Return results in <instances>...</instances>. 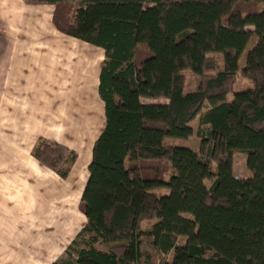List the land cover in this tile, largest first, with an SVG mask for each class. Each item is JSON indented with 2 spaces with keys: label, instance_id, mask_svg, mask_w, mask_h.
Wrapping results in <instances>:
<instances>
[{
  "label": "trees",
  "instance_id": "obj_1",
  "mask_svg": "<svg viewBox=\"0 0 264 264\" xmlns=\"http://www.w3.org/2000/svg\"><path fill=\"white\" fill-rule=\"evenodd\" d=\"M25 1L54 5L60 32L105 54V126L79 205L87 222L52 264H264V0H78L61 19L69 0ZM252 38L241 69L251 87L234 92ZM211 53L222 56V70ZM185 70L203 77L197 90L186 92ZM196 119L198 152L164 145L190 138ZM39 143L34 155L66 178L61 158L45 162L49 143ZM235 154L246 156L250 178L234 176ZM157 162L167 177L148 164ZM144 237L156 260L143 250Z\"/></svg>",
  "mask_w": 264,
  "mask_h": 264
},
{
  "label": "crops",
  "instance_id": "obj_2",
  "mask_svg": "<svg viewBox=\"0 0 264 264\" xmlns=\"http://www.w3.org/2000/svg\"><path fill=\"white\" fill-rule=\"evenodd\" d=\"M54 9L50 4L0 0V264H29L31 259L38 264L40 255L45 256L53 245L68 247L87 222L84 214L80 213L81 221L67 205L68 212L61 218L66 225L55 230L54 218L48 224L53 196L45 210L35 201L39 188L47 196L49 178L58 177L30 154L35 143L43 139L69 152L88 151V166L105 126L99 95L104 50L57 31ZM24 141L31 145L28 149ZM24 165L36 179L30 183L29 197H24ZM41 174L46 178L42 184ZM87 179L88 174L85 184ZM41 231L44 238L40 239Z\"/></svg>",
  "mask_w": 264,
  "mask_h": 264
},
{
  "label": "rangeland",
  "instance_id": "obj_3",
  "mask_svg": "<svg viewBox=\"0 0 264 264\" xmlns=\"http://www.w3.org/2000/svg\"><path fill=\"white\" fill-rule=\"evenodd\" d=\"M78 3V0H69L66 2V5L64 6L63 9H61L62 11L59 12L60 16L59 19H61L63 16H61L62 14H66L68 11L69 6H74L75 4ZM237 10L238 11H254V10H258L261 9V6H255V7H249V6H237ZM65 19V16H64ZM56 28V27H55ZM57 31H59L56 28ZM60 32V31H59ZM62 33V32H60ZM65 34V33H63ZM67 35V34H66ZM256 39L252 38L250 40V42L248 43V45L246 46L244 52L242 53L240 59H239V71L237 74V77L234 81V83L232 84V89L234 92H238L240 90H244L247 89L249 87H251V83L249 82V80H247L246 78H244L241 74V69H243L245 63H246V57L248 52L252 49V47L255 44ZM208 56L213 57L217 64V71H220L223 69V58L220 54H214L211 53ZM185 75V90L186 92H192L195 91L199 88L201 82L203 81V77L196 75L194 73H192L191 71L185 70L184 72ZM209 75V74H208ZM231 99V96H230ZM142 102L148 103V104H164L166 102L165 99L162 98H157V99H152V98H142ZM192 127H193V134L190 138L188 139H178V138H166L164 140V145L165 146H176V147H188L191 150H193L194 152H198V144L201 142V139L196 135V131L198 129V120H194L191 123ZM48 142V148H46L43 144H41L40 148L43 149L44 147L46 149H49V151L47 150V153L44 154V161L47 163H51L52 159L54 156L58 157L59 159L61 158V160L57 163L58 168L61 171H65L68 170V175L66 178H62L60 177V175H58L55 171H53L51 168H49L46 164H44L43 162H41L35 155H34V150L37 147L39 142ZM40 144V143H39ZM54 145H57L59 147H61L60 145L51 142V141H47V140H43L40 139L39 141H37L35 143V145L33 146L32 150H31V155L42 165L44 166L45 170H49V171H53L55 172L58 177H54V178H49V183H50V190H49V194L46 196L45 194H42L41 189L39 188V193L36 195V205H38V207L40 208V210H45V208L47 207L45 205V203H48V200H50V198L53 196V199L51 200V204H49L48 207V220L49 223L51 222V220L54 218V228L55 230L57 229H62L65 227L66 222H64V220H61L62 215L66 214L68 212V209L70 208V210L75 214L78 215L80 219H82L81 221L84 220V217L82 215L81 217V210H80V200L77 198V196H79L82 186L83 184H85V176L88 174V166H87V161H88V151L85 152H79V153H74L71 152L70 155H75V160L74 161H70L69 154H64V152H62L61 150L56 151V153H54L55 148ZM18 148L21 146L20 144L17 145ZM31 145L28 144L27 141H24L23 143V147L24 149H28ZM20 149V148H19ZM49 152V153H48ZM21 154V153H20ZM22 157H24V154L22 153ZM148 164H153V165H157V168H159L160 171H164V175L167 177L169 175V173H165L167 168H166V164L164 162H157V163H148ZM152 166V165H149ZM152 167H156V166H152ZM11 170V169H10ZM28 170H32L30 167L28 168L27 166H23L22 168V182H23V186H24V197H29L32 194V186L30 185V183L34 182L36 179L33 178L31 175L32 171L29 172ZM163 173H161L162 175ZM233 174L235 177L238 178H250L252 176V172L250 170H248V168L246 167V156L243 154H235L233 157ZM49 175H51L49 173ZM46 179L44 177H42V174L39 178L40 180V184H42V181ZM69 180V182L67 183H63L62 181L64 180ZM204 181L206 183L207 186H210V184L212 183V179L210 176L205 175L204 176ZM42 180V181H41ZM48 180V179H47ZM54 182H53V181ZM47 182V181H46ZM27 184V188L25 187ZM156 194H165L167 192V190L163 189V188H159V189H154L153 190ZM53 201V202H52ZM67 205H70V207L68 208ZM83 214V213H82ZM44 215V214H43ZM40 215L39 220H40V225H42L41 227H43V218ZM47 222V221H46ZM152 222H144L143 224V228L145 230L150 229ZM44 232H40V239L44 238L42 237V234ZM54 234H58V233H54ZM60 237L55 238L59 239ZM67 240V239H64ZM41 241V240H40ZM151 237H144L143 238V250L145 252L150 253L154 259L156 260L157 258V250H155L152 245H151ZM102 247V246H100ZM67 246L65 247V244L60 247V248H55L53 245V248L48 249V252H46L45 256H41L39 258V263L38 264H48L50 263L56 256L54 262L59 259L60 257L63 256L65 250H66ZM103 248V247H102ZM58 251L57 254H54L55 251ZM54 251V252H52ZM56 251V252H57ZM52 252V253H51ZM54 254V255H53ZM172 253L168 254L166 256L167 260H171L172 258ZM36 260H32L29 262V264H35Z\"/></svg>",
  "mask_w": 264,
  "mask_h": 264
}]
</instances>
